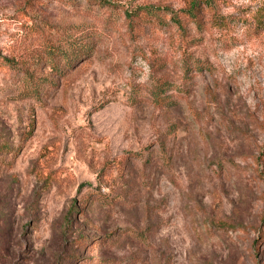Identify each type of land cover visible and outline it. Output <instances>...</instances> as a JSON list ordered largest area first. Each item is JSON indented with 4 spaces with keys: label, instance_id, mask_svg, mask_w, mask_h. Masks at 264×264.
<instances>
[{
    "label": "rangeland",
    "instance_id": "rangeland-1",
    "mask_svg": "<svg viewBox=\"0 0 264 264\" xmlns=\"http://www.w3.org/2000/svg\"><path fill=\"white\" fill-rule=\"evenodd\" d=\"M263 178L264 0H0V264H264Z\"/></svg>",
    "mask_w": 264,
    "mask_h": 264
},
{
    "label": "trees",
    "instance_id": "trees-1",
    "mask_svg": "<svg viewBox=\"0 0 264 264\" xmlns=\"http://www.w3.org/2000/svg\"><path fill=\"white\" fill-rule=\"evenodd\" d=\"M194 2L190 3L189 8L185 9V12L190 16V17H195L196 13H195V9H194ZM155 9H160V8H155ZM153 15L155 17H159L157 11H153L150 9V7H140L139 9H135L133 10V16L136 17L138 19V22H143V21H150L151 18H148V16L146 15ZM171 21L177 25H180V20H179V15L178 13L175 14H171L170 16ZM159 101V99H157ZM264 181V178H263Z\"/></svg>",
    "mask_w": 264,
    "mask_h": 264
}]
</instances>
